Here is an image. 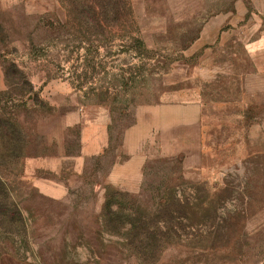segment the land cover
Here are the masks:
<instances>
[{
    "label": "rangeland",
    "instance_id": "obj_1",
    "mask_svg": "<svg viewBox=\"0 0 264 264\" xmlns=\"http://www.w3.org/2000/svg\"><path fill=\"white\" fill-rule=\"evenodd\" d=\"M0 177V264H264V0H0Z\"/></svg>",
    "mask_w": 264,
    "mask_h": 264
},
{
    "label": "trees",
    "instance_id": "obj_2",
    "mask_svg": "<svg viewBox=\"0 0 264 264\" xmlns=\"http://www.w3.org/2000/svg\"><path fill=\"white\" fill-rule=\"evenodd\" d=\"M9 195V188L0 177V225L1 223L5 224L6 220L12 223L14 220H18L19 223H23L21 220L22 211L16 203H10ZM104 211L105 225L109 228L111 235L114 234L123 241H127V246L137 248L146 241H150L151 244L156 242L158 230L157 211H155V215L150 216L145 214L142 205L131 206L130 204L123 206L120 204L118 209H114L113 204L110 202L106 203ZM126 226H130V228L124 231ZM153 253V251L148 254L140 251L139 254L145 257L148 256V259L155 263L156 259Z\"/></svg>",
    "mask_w": 264,
    "mask_h": 264
},
{
    "label": "crops",
    "instance_id": "obj_3",
    "mask_svg": "<svg viewBox=\"0 0 264 264\" xmlns=\"http://www.w3.org/2000/svg\"><path fill=\"white\" fill-rule=\"evenodd\" d=\"M139 145H140L139 141L134 143V148L132 150L135 151L136 149H138ZM142 160H143V156L141 154L140 155L138 154L130 162L126 163L125 167L123 166L116 167L113 171L112 179L117 183L123 182L126 184V182L129 181L128 178L132 177L134 182L133 184H131V186L135 185L136 183H139L141 166L143 163ZM126 172H130V173H126ZM128 183L129 182H127V186H128Z\"/></svg>",
    "mask_w": 264,
    "mask_h": 264
}]
</instances>
